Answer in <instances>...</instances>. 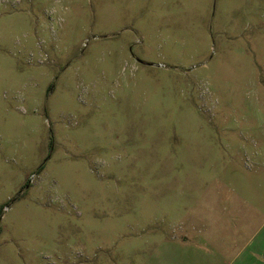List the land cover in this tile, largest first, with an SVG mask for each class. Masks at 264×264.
I'll return each instance as SVG.
<instances>
[{
    "label": "rangeland",
    "instance_id": "1",
    "mask_svg": "<svg viewBox=\"0 0 264 264\" xmlns=\"http://www.w3.org/2000/svg\"><path fill=\"white\" fill-rule=\"evenodd\" d=\"M0 264H264V0H0Z\"/></svg>",
    "mask_w": 264,
    "mask_h": 264
}]
</instances>
